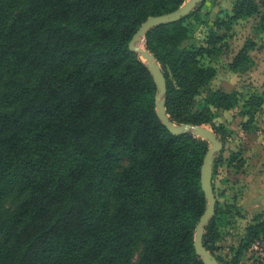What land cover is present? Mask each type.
<instances>
[{"label":"trees","instance_id":"obj_1","mask_svg":"<svg viewBox=\"0 0 264 264\" xmlns=\"http://www.w3.org/2000/svg\"><path fill=\"white\" fill-rule=\"evenodd\" d=\"M183 2L0 0V264H203L193 238L205 208L199 175L209 144L160 122L152 76L128 48L148 16ZM204 3L144 40L166 78L170 119L209 125L223 143L214 191L219 167L243 165L240 149L223 156L231 129L214 122L217 111L242 101L248 132L263 113L264 92L212 89L211 61L224 33L264 0H233L202 45L183 47L184 22L198 19ZM252 45L244 44L231 70H242ZM197 97L203 102L194 109ZM8 198L16 202L4 210ZM221 212L216 199L203 236L218 262ZM257 239H264L262 213L251 215L225 264H239Z\"/></svg>","mask_w":264,"mask_h":264},{"label":"rangeland","instance_id":"obj_2","mask_svg":"<svg viewBox=\"0 0 264 264\" xmlns=\"http://www.w3.org/2000/svg\"><path fill=\"white\" fill-rule=\"evenodd\" d=\"M224 5H227V1L224 3ZM226 11H228L226 8H222L218 11V15L223 17ZM197 15L199 17L198 19L192 16L187 18L184 22L186 25H188L190 33L188 38L183 41V47L202 45L208 39V34L212 30V22L217 16L215 13L210 14L209 12H205V8H200V10L197 11ZM217 34L222 35L223 32L220 31L217 32ZM262 38H264V7L260 8V11L257 14L236 22L231 26L228 32L224 33L223 40L217 44L218 54L211 61L212 64L215 65L216 74L213 78L215 80H212L210 83V87H218L217 82L226 77V72H221V70L226 67L227 61H233V58L244 47L245 43H249L250 41L256 39L258 41L256 44L257 48L253 51H257V53L254 54V56L255 58L259 55L264 56V44H262ZM144 41L141 42V44H143ZM208 60V57L205 58V63H208ZM247 63L248 62L245 61V64ZM235 71H237L236 68ZM227 76L229 79H232V83H237V75L227 74ZM241 79H244V81L249 79L248 74L246 73L244 78ZM259 79L260 81L264 79V73L260 75ZM241 81L243 80H240V82ZM214 83L216 84L213 85ZM229 87L231 88L232 85ZM245 89L250 90V88H246L243 85L239 86L241 96L245 94ZM202 102V98L197 97L194 109H199ZM241 103L242 101H239L238 104L229 111L218 110L217 117L214 120L215 123H226V126L229 129H233L229 131V134L226 133L227 137L225 139V151L223 152L224 157L228 154L229 149L242 150L244 146V142L242 143V138L239 136L238 131V126H240L241 123L239 122V112L242 105ZM255 119L257 120V124H259V122L261 123V120L263 123L264 112L261 114V116H257ZM206 126L211 128L209 125ZM217 171V174L213 176L214 194L218 201L219 208L223 210L224 213L221 212L222 215L219 220L220 226L218 227L219 239L215 243L213 251L215 255L221 259V262L218 263L225 264L237 249L239 240L244 234V228L250 222L253 212L244 210L240 204L245 186L241 175L238 178L236 170L232 167H227L225 163L219 167ZM15 202V199L8 198L3 203L2 208L4 210H9L12 208ZM231 205H233V207L228 208ZM138 253L139 248L136 250L132 258V263L137 258ZM239 264H264V248L252 250L250 247H248L245 251H243L239 260Z\"/></svg>","mask_w":264,"mask_h":264},{"label":"water","instance_id":"obj_3","mask_svg":"<svg viewBox=\"0 0 264 264\" xmlns=\"http://www.w3.org/2000/svg\"><path fill=\"white\" fill-rule=\"evenodd\" d=\"M204 0H184L175 10L167 13L148 16L136 29L128 42V48L145 63L156 87L154 97L155 111L160 122L166 129L174 134L180 135L190 133L195 137L206 140L209 144L200 166V187L205 199V208L199 217L194 230L193 247L195 254L201 259L203 264H219L216 257L203 244V236L206 226L215 214L216 198L212 186L213 162L216 153L222 150L223 143L216 133L206 125L193 123H174L166 113V90L167 83L165 75L161 69L157 58L147 49L145 45L146 32L160 25L179 21L189 14ZM143 44H140L141 41Z\"/></svg>","mask_w":264,"mask_h":264},{"label":"crops","instance_id":"obj_4","mask_svg":"<svg viewBox=\"0 0 264 264\" xmlns=\"http://www.w3.org/2000/svg\"><path fill=\"white\" fill-rule=\"evenodd\" d=\"M226 1L227 5H224ZM232 3L233 0H205L202 8H205V12H209L210 14L215 13L216 15L222 8L230 10ZM261 41L263 42L262 44H264V38H262ZM251 42L253 45L246 51L248 63L243 66L242 70L238 69L234 71L229 67L231 61H227L226 67L221 70V72H226V77L222 80H220L219 77L220 81L217 82L218 87L212 86V88L230 92L234 89H239V86L243 85L258 93L264 92V79L261 81L259 79L260 75L264 73V56L259 55L255 58L254 54H256L257 51L253 50L257 48L256 44L258 41L254 39ZM246 73L249 79L244 81V79L241 78H244ZM227 74L237 75V83H232V79H229ZM240 80L243 81L240 82ZM215 84L216 83L213 85ZM230 85H232L231 88L229 87ZM244 120L245 118L239 115V122ZM256 121L254 123V128L250 129L248 132H244L241 126H238L239 136L242 138L244 146L241 150L243 165L241 169L236 172L238 178L241 175L245 185L243 196L240 201L242 208L248 212L262 213L264 217V122L262 123L261 120V123L259 122V124H257ZM225 125L227 124L225 123Z\"/></svg>","mask_w":264,"mask_h":264},{"label":"built area","instance_id":"obj_5","mask_svg":"<svg viewBox=\"0 0 264 264\" xmlns=\"http://www.w3.org/2000/svg\"><path fill=\"white\" fill-rule=\"evenodd\" d=\"M250 248L252 250L263 249L264 248V239H257L255 241H253L250 245Z\"/></svg>","mask_w":264,"mask_h":264},{"label":"bare ground","instance_id":"obj_6","mask_svg":"<svg viewBox=\"0 0 264 264\" xmlns=\"http://www.w3.org/2000/svg\"><path fill=\"white\" fill-rule=\"evenodd\" d=\"M141 42H143V41H141ZM141 42H140V44H141Z\"/></svg>","mask_w":264,"mask_h":264}]
</instances>
